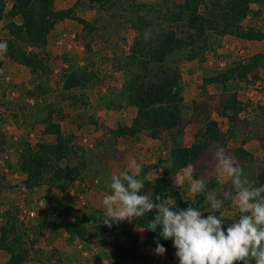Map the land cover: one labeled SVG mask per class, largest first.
<instances>
[{"label":"rangeland","instance_id":"rangeland-1","mask_svg":"<svg viewBox=\"0 0 264 264\" xmlns=\"http://www.w3.org/2000/svg\"><path fill=\"white\" fill-rule=\"evenodd\" d=\"M4 2L9 9L11 0ZM144 4L153 7L143 13L138 8ZM179 4L180 0H137L132 5L115 0V5L107 9L85 0H55L56 10L72 9L75 16L93 25L92 31L67 19L55 26L46 46L24 45L27 52L43 60V68L36 73L0 52L4 63L0 65V227L13 224L16 228V235L29 252L23 264H138L128 251L133 233L138 237L142 264H178L174 247L171 257L147 249L143 235L146 231L133 220L116 224L115 235L104 224L91 221L85 225L91 235L82 240L80 247L69 238L64 242L69 248L62 249V232L55 230L51 222L64 228L69 215L76 220L93 210L102 212L111 175L134 171L130 167L132 160L142 167V181L165 176L171 201L177 196L191 203L196 199L193 207L205 209V216L210 209L204 196H194L190 191L194 179L206 180L208 191L221 199L225 192H235L230 178L224 177L222 182L216 179L215 153L219 148L233 156L245 179L255 186L259 184L264 172V58L244 79L232 76L224 84H206L205 80L264 52V38L247 41L210 31L203 57L190 59L192 50L188 47L168 55L163 64L181 75L182 132L162 131L157 138L146 130L125 137L114 133L121 126L130 127L136 113L125 92L126 82L139 67L129 58L137 35L133 24L139 16H146L151 26L143 31L145 36L158 25L169 27L167 15L175 12ZM251 9L242 26L254 27L264 34V4L253 3ZM7 20H0V42L9 38ZM13 20L19 22L18 18ZM176 31L178 36L188 32L183 25H178ZM73 73L78 84L65 89L64 83ZM230 95H235L244 107L234 122L221 115V105ZM49 118L72 137L76 154L66 162L83 160L86 169L72 182L27 190L22 184L25 174L19 170V156L26 144L33 148L37 143H55V136L44 132V122ZM208 119L217 122L219 141L188 166L192 168L191 178L184 175L188 167L172 171L171 149L194 143ZM175 179L181 181L179 188L174 186ZM49 187L56 190L51 193ZM72 209L74 212H69ZM222 211L228 224L239 214L230 201H225ZM8 258V253L0 249V264H6Z\"/></svg>","mask_w":264,"mask_h":264},{"label":"trees","instance_id":"trees-1","mask_svg":"<svg viewBox=\"0 0 264 264\" xmlns=\"http://www.w3.org/2000/svg\"><path fill=\"white\" fill-rule=\"evenodd\" d=\"M55 0H11L10 8H6L4 0H0V20L8 19L6 29L9 38L7 51L3 56L17 64L27 68L31 73H36L44 66L43 60L37 54L27 52L24 45L44 47L48 43V36L55 26L67 19L74 20L82 25L87 31H92L93 25L73 14L72 9L56 10ZM89 4H97L100 7L111 8L115 0H85ZM131 5L137 0H124ZM264 4V0H180L175 12H170L167 20L169 27L160 25L154 28L147 36L143 31L147 30L150 20L146 16H139L138 22L133 24L137 35L133 39L129 58L138 62V69L131 75L125 85L127 100L135 110V117L130 127H119L114 132L119 137L132 136L141 130L149 132L152 138L162 132H182V87L181 75L175 68L163 64L164 59L183 48L192 50L190 59L203 57L208 49L207 33L212 31L220 36L230 35L247 41H262L264 34L254 27L244 28L242 21L252 12L251 4ZM150 5H141L143 13L151 9ZM154 12V11H153ZM255 12L254 14H258ZM164 16V15H163ZM18 18L19 22L13 19ZM183 25L187 29L185 36H178L176 28ZM264 52L258 53L247 62H239L226 72L216 74L205 80L206 84H224L227 79L235 76L240 79L246 78L256 68ZM0 61V65H1ZM78 84L76 74H71L64 83L65 89H71ZM222 116L227 117L229 122H234L239 113L244 109L242 103L236 100L235 95H230L222 105ZM46 134L55 136L54 144L37 143L35 147L26 144L19 156V170L25 174L22 182L27 190L47 185L55 186L62 182H72L81 177L86 169L83 160L75 163H67L69 158L75 156L72 137L63 133L60 124L49 118L44 122ZM221 132L216 121L208 119L204 127L198 132L197 140L190 146L176 145L170 151L171 169L174 172L186 169L189 165L196 163L204 153L219 141ZM242 152V150H239ZM245 152H243L244 154ZM264 181V172L259 176V184ZM143 192L151 193L172 200L169 182L165 176L155 180H144ZM176 208L186 209L192 203L182 200L177 196ZM98 210L89 215H83L74 221L66 220L64 230L70 235L84 240L91 234L85 226L91 221L99 222L96 218ZM155 211L145 214L141 218H133L137 227L146 231L145 246L156 248V241L166 248L167 256L171 257L173 243L159 237L158 232L147 230L148 222L152 221ZM58 216V214H56ZM57 225L55 221L51 222ZM111 235L117 233V226L113 224L107 227ZM130 251L131 259L140 262L139 242L135 233L132 234ZM0 249L5 250L9 258L6 264H23L28 256V249L16 235L13 224L0 227Z\"/></svg>","mask_w":264,"mask_h":264},{"label":"clouds","instance_id":"clouds-1","mask_svg":"<svg viewBox=\"0 0 264 264\" xmlns=\"http://www.w3.org/2000/svg\"><path fill=\"white\" fill-rule=\"evenodd\" d=\"M7 51V42H0V52ZM217 161L216 179L231 180L234 194L225 192L223 199L208 191L207 182L194 179L190 191L194 196H204L208 205L207 215L200 207L176 208V202L143 192L144 183L140 179L141 165L131 161V173L121 171L110 177L109 194L102 199L103 211L97 213L98 221L111 228L113 224L133 218L144 217L155 211L147 230L158 232L159 237L171 240L176 249L178 264H264V185L255 186L244 178V172L233 156L221 147L215 153ZM185 177H192L188 167ZM179 188L181 181L175 179ZM196 199H192L195 203ZM225 201L238 209L239 214L232 223L225 219ZM95 211V210H93ZM155 253L163 256L166 248L156 241Z\"/></svg>","mask_w":264,"mask_h":264},{"label":"crops","instance_id":"crops-1","mask_svg":"<svg viewBox=\"0 0 264 264\" xmlns=\"http://www.w3.org/2000/svg\"><path fill=\"white\" fill-rule=\"evenodd\" d=\"M49 38V37H48ZM3 64L4 63H2L1 64V67L3 66ZM72 187V186H71ZM50 188V192L52 193V192H54L56 189L54 188V187H49ZM22 190H24L23 188H22ZM33 190H35V189H33ZM72 193V192H71ZM57 194H58V196L59 197H61L62 196V194H61V192H58L57 191ZM50 197V195L47 197V198H49ZM54 196H52V198H53ZM63 197V196H62ZM51 198V199H52ZM58 199V198H57ZM69 212H74V210L72 209L71 211H69ZM73 219H75V218H73ZM72 219V216L71 215H69V218H68V220H70V221H74ZM53 228H56L55 230H57L58 229V231H60V232H62V240H59V242H61L60 244L62 245L63 244V246H62V249H64V251L66 250V249H68L69 247H66L65 245H64V242L65 241H67V239H68V241L71 239V241L74 243V245H76V246H78V247H80L81 246V243H82V240H80L79 238H77V237H75V236H70L65 230H64V228H62V227H60V226H58V225H56V226H54ZM52 228V229H53ZM141 230H144V229H141ZM143 235L146 237V232H144L143 233ZM70 238V239H69ZM146 239V238H145ZM67 243V242H66ZM146 248L148 249V248H152V247H150V246H146ZM89 264V263H88Z\"/></svg>","mask_w":264,"mask_h":264},{"label":"built area","instance_id":"built-area-1","mask_svg":"<svg viewBox=\"0 0 264 264\" xmlns=\"http://www.w3.org/2000/svg\"><path fill=\"white\" fill-rule=\"evenodd\" d=\"M33 214H31V216H32Z\"/></svg>","mask_w":264,"mask_h":264}]
</instances>
